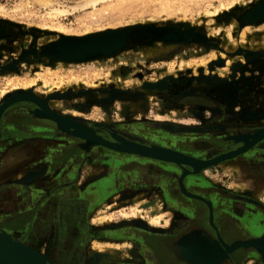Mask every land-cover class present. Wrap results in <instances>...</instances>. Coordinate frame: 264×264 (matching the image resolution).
<instances>
[{"label":"rangeland","instance_id":"374dc122","mask_svg":"<svg viewBox=\"0 0 264 264\" xmlns=\"http://www.w3.org/2000/svg\"><path fill=\"white\" fill-rule=\"evenodd\" d=\"M258 1L0 0V103L27 92L89 128L88 122L113 125L147 119L187 127L221 125L226 128L223 138L200 131L167 136L199 153L210 150L199 149L204 146L210 151L236 147L238 143L230 137L264 126V15L250 22L245 16ZM127 26L180 33L164 40L149 35L109 54L79 61H49L43 56L49 43L60 36ZM28 103H17L14 112L6 111V115L25 112ZM246 152L232 159L236 172L223 178L229 184L239 179L236 173L244 167L264 170V141ZM227 162L212 167L210 177L217 179ZM88 177L86 166L81 178ZM259 198L264 201V186ZM128 199L114 196L94 209L89 226L114 231L130 222L158 231L169 225L172 215L159 195L150 204ZM116 239L117 235L112 242L92 239L84 250L81 235L77 260L87 259L84 264L97 258L94 264L125 260L122 255H130L131 243ZM30 243L55 264L47 255L53 251L44 250L40 241Z\"/></svg>","mask_w":264,"mask_h":264},{"label":"flooded vegetation","instance_id":"af4514ba","mask_svg":"<svg viewBox=\"0 0 264 264\" xmlns=\"http://www.w3.org/2000/svg\"><path fill=\"white\" fill-rule=\"evenodd\" d=\"M20 102L10 105L4 112H10L11 110V112H14L13 106ZM28 105L26 111L19 115L8 113L7 119L12 123L20 121L32 127L33 129L27 132L29 136L40 135L37 125L43 120L32 115V110L35 108V105L31 103H28ZM88 125L95 135L110 142H114V139L110 136V134H114L124 141L175 150L199 160L209 159L217 154L235 148L234 146H230L223 150L210 151L212 150L210 147L204 146L199 149L202 151L210 150L201 153L187 150L179 141L173 142L167 136V133H169L167 126L178 127L184 125L174 124L164 120L156 121L155 119H147V121L139 122L126 120L113 125L103 122H88ZM196 128L200 132H211L219 135L221 138H223L221 134H224L226 131V128L221 125H203ZM15 130L16 128H11L8 131L10 132V136L14 134L13 131ZM185 132L187 131H179L177 133L182 134ZM56 133H58L57 136L60 139L59 149L63 150L62 155L58 159V166L61 167L59 173L68 167L69 178L54 185V190L62 191L64 188L73 187L75 191L68 198H63L65 194H57V204L59 206L54 210L56 232H53V222L49 225V229H53L51 234L49 230L47 232L50 236L48 234L47 238L42 239L40 237L38 240H33L35 243L42 242L45 247L44 250L48 249L53 251L52 254L49 252L47 255H49L55 264H84L86 262L87 259L84 262L77 260L80 256L78 251H75L80 246L79 240L81 235L84 239V250H88L89 243L92 239L93 241L102 242L106 239L111 240V238L117 235L119 240L121 239V242L123 240H129L127 242L131 243L130 252L138 253V256L130 257L127 255L124 257L129 262H134L135 264H190L186 263L182 255L184 252V242L186 246H191L193 249L202 248L208 251L209 248L219 255H224L226 260H221L218 264H245L247 262L246 260L249 259V253L233 258L229 250L235 233L233 220L235 213L239 210L235 207L243 209L242 217H244L245 211L256 217L258 216L260 220H263L262 226L264 228V207L259 205L258 200H255L248 191L232 192L229 188L205 181L203 182V179L197 177H194L195 182L193 183V188H189L185 182V178L188 177L186 176L182 181L184 190L197 196V198H191L180 191L176 180H174L172 185L164 180L166 176H171L172 173L179 174L182 166H175L146 157H139L136 160L134 159V161L131 160L124 164V166L129 165L135 167L136 170L132 176L123 177L120 172L112 173L106 171L111 159L119 153L100 145L96 146L99 151L94 158L97 160L98 165L105 169V172L99 174L101 177L96 178L93 182L86 181V178H81V173L88 163L93 161L90 157V152H83L79 148V139L70 135H63L60 132ZM63 141H66L68 144H65ZM261 141H264V139ZM66 154L69 156V164L65 163ZM32 163L35 164L38 161L34 160ZM183 167L189 169L186 166ZM153 173L155 176L157 174L162 175L163 180H156V177L154 178L152 176ZM97 174L95 173V176ZM117 191H131V193L141 191L142 196L145 198H147V195H152L148 199L152 198L154 193L158 191L162 196L163 200H161L165 206L164 209L172 215L169 227L165 228V230L153 231L145 225L135 226L130 222L124 223L114 231H104L101 228L90 227L88 219L90 213L97 208L94 207L96 205L98 206V203L111 193ZM135 197L132 196L128 200L134 199ZM153 202L154 200L146 201L147 204ZM235 204H238V206H235ZM247 230L253 233L254 229L250 225ZM194 232L199 234L198 236H201V240L187 239ZM237 232L239 235L243 234L241 230H237ZM28 235L29 231L23 233V237L19 240L24 243L27 242L28 246L32 247L30 243L32 239L27 238ZM244 236L247 239L257 238L256 235ZM250 264H254V262Z\"/></svg>","mask_w":264,"mask_h":264},{"label":"crops","instance_id":"0c3cea01","mask_svg":"<svg viewBox=\"0 0 264 264\" xmlns=\"http://www.w3.org/2000/svg\"><path fill=\"white\" fill-rule=\"evenodd\" d=\"M42 120L43 121H40L37 125V129L39 130L40 135L29 136L27 135V132L33 128L20 121L12 123L7 119L6 111L3 112L0 119V159H2L0 161V174L2 175V178H0V232L6 233L18 240L22 238V234L27 231H29V235L27 236V238L29 239L38 240L40 237H42V239L47 238L48 234H51L53 230L51 228L49 229V225L55 221L54 210L59 206V204H57V194H65V197L63 198H68L75 191L73 187L64 188L62 189V191L54 190V185L69 178V168L66 167L64 168V170H62V172L59 173L61 167L58 166V159L62 155L63 150L59 149L58 145L60 143V139H58V133L56 132L60 131L51 121L47 119ZM11 128H16V130L13 131L14 134L10 136V132L8 131ZM79 140V148L83 152H90V157L91 159H93V161L88 163L87 165L90 170V177H88L89 179H85L86 181L93 182V180H95L96 178L98 179L101 177V175L99 176V174L105 172V169L103 167H100L97 160L94 158L97 155L96 153L99 151V149L96 147L98 145H91L88 148L84 149L82 147L83 141L81 139ZM63 142L65 144H68L66 141ZM33 145L36 146L33 147ZM115 152H118L119 154L111 159L110 165L108 166L106 171L112 173L120 172L123 177L132 176L136 168L129 166L128 164V166H124V164L131 160L134 161V159L136 160L137 158L143 156L120 151ZM68 158L69 156L67 155L65 162L66 164H69ZM230 159L231 160H229L228 162L226 161L227 163L225 164L228 167H225L224 170L223 168H221L220 172H218L217 179H213V177H210L209 173H211L212 171V168H210L205 172L203 171L198 174L188 175V177L185 178L187 186L189 188H193L192 186L195 182L194 177H197L203 179V182L205 181L207 183L217 184L229 188V190L232 192H240L246 190L255 200H258L259 205L264 207V201L259 198L260 189L262 188V186H264V170L262 168H259V170H255L250 167H244L241 169V171H239L240 173H236L239 176V179L229 184V182L223 178L228 176L229 172H236V170L233 169L234 163L232 162H234V160H232V158ZM34 160L38 161V163L33 164L32 161ZM2 161H5V164L2 163ZM161 162L169 163L165 161ZM92 172H94V175ZM95 173L98 174L95 176ZM179 174L172 173L171 176H166L164 180H166L168 184L172 185L174 183V180L178 181ZM152 176H154V178L156 177V180H163V177L160 174H157L155 176V174L153 173ZM14 179L18 181H13ZM247 179L248 181H246ZM240 185H246L247 187H240ZM158 195L162 199V196L158 191L155 192L153 197L150 199L142 196L141 191H135L134 193H131V191H117L111 193L108 197L98 203V206L96 205L94 208L100 207L114 196H125L128 198L136 196L134 198L135 200L144 199L147 201H153ZM235 206H238V204H235ZM235 208L239 210L237 211L238 213H235V217L233 220L235 233L232 245H234L236 242L244 241L243 239L246 240L247 238H245L244 235H246V237H248L247 235H256V237H260L264 234V228L262 226L263 220H260L258 216L256 217L252 214H249V212L247 211H245V215L244 217H242L241 214L243 212V209L240 207ZM53 224V232L55 233V222ZM131 224L138 226L135 223ZM167 224L163 225V228L169 227V225ZM250 225H252L254 229L253 233L247 230ZM48 230L49 233H47ZM237 230H241L243 234L239 235ZM198 235L199 234L194 232L190 234L189 238L187 239L201 240V236ZM120 240L116 239L115 241L120 242ZM105 242H112V240L106 239ZM26 243L27 242H25L24 244L28 246V243ZM183 248L187 250V253L183 252L182 254L186 263L218 264L221 260H226V257H224V255H219L216 252H210L211 249L209 248L208 251L203 250L202 248L193 249L191 248V246H186L185 242L183 244ZM230 251L233 258L244 256L246 253H249V259L246 260L247 262L245 264H250L251 262H254V264H264L255 249L251 247H237ZM123 254L124 255L122 256H127L125 255V252ZM129 254L130 257H134L135 255L138 256V253L135 254L130 252ZM111 262L113 264H135L134 262H129L128 259L108 260L101 262V264Z\"/></svg>","mask_w":264,"mask_h":264},{"label":"water","instance_id":"95a60500","mask_svg":"<svg viewBox=\"0 0 264 264\" xmlns=\"http://www.w3.org/2000/svg\"><path fill=\"white\" fill-rule=\"evenodd\" d=\"M263 15L264 0H259L245 16L247 18L246 21L250 22ZM136 29L132 26H127L120 30H104L83 36H60L55 41L49 43L45 51L49 55V61H79L97 55L109 54L114 50L122 48L129 41H139L142 37L146 38L150 35V37L152 36L156 39L164 40L170 39L172 36L175 37L174 35L179 32V30L172 31L164 28L152 27H146V29L143 30L137 29L138 31ZM19 101H28L34 104L35 108L32 110V115L34 117L47 119L54 123L55 127L60 132L81 139L84 149L91 145H100L115 151L137 154L143 157L169 162L176 166H187L189 169L181 167V173L179 174L177 184L184 195L194 198H197V196L186 192L182 186V179L185 174H196L201 168L240 155L264 138V126L246 134L234 135L230 138L235 143H238V146L209 159L199 160L175 150L124 141L114 134H110L114 142L107 141L95 135L89 127L84 126L75 119L50 110L43 100L27 92L13 94L10 95L9 98L2 100L0 103V119L7 107ZM167 129L172 133H177L179 131H198L196 127L187 126H167ZM237 247H251L255 249L261 261L264 263V234L254 239L236 242L229 250ZM0 264L53 263L44 254L38 253L18 239L0 232Z\"/></svg>","mask_w":264,"mask_h":264},{"label":"bare ground","instance_id":"6f19581e","mask_svg":"<svg viewBox=\"0 0 264 264\" xmlns=\"http://www.w3.org/2000/svg\"><path fill=\"white\" fill-rule=\"evenodd\" d=\"M43 56L44 57H46L48 60H49V55L46 53V51L43 53ZM33 84H31V86H32ZM16 87V86H15ZM3 94V93H2ZM20 102V101H19ZM48 107V106H47ZM50 109V108H49ZM51 110V109H50ZM247 153V152H246ZM226 160H230V158H228V159H225V160H222V161H220V162H218V163H216V164H214V165H211V166H208V167H205V168H201L200 169V171H198L196 174H198V173H201V172H203V171H207V170H209L210 168H212V167H214L215 165H219V164H221V163H223L224 161H226ZM182 167L183 166H185V165H181ZM187 167V166H186ZM185 168V167H184ZM189 174H185L184 175V177H186V176H188ZM183 177V178H184ZM189 197V196H188ZM192 198V197H191ZM146 203V202H145ZM147 204V203H146ZM150 204V203H149ZM208 205V204H207ZM153 206V205H152ZM142 207V206H141ZM138 212H140V213H144V211L142 210V209H138L137 210ZM263 231V230H262ZM210 252H213V251H210ZM184 253H187V250H185L184 249ZM205 254V253H204ZM95 257V256H94ZM102 257V256H101ZM95 258H97V257H95ZM98 260L95 262V260L94 259H92L91 260V262L90 263H88V264H94V263H97L98 261H99V258H97Z\"/></svg>","mask_w":264,"mask_h":264}]
</instances>
